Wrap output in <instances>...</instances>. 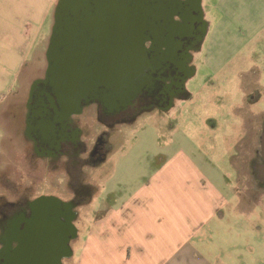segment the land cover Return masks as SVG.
<instances>
[{
    "label": "rangeland",
    "instance_id": "374dc122",
    "mask_svg": "<svg viewBox=\"0 0 264 264\" xmlns=\"http://www.w3.org/2000/svg\"><path fill=\"white\" fill-rule=\"evenodd\" d=\"M145 1L107 0L106 6L98 8L94 16L98 19L104 12L110 20L119 17L132 25L135 16L141 14ZM201 5L208 31L201 46L193 53L191 64L195 71L185 85L189 96L173 97L169 108L151 105L137 109L132 115L119 117L110 125L99 116V108H108V117L123 114L151 73L144 70L139 74L131 70L129 78L114 81L113 87L104 95L95 89V81L101 83L102 78L94 79V70L93 77L87 80L71 81L49 75L48 49L56 22L57 4L54 5L45 28L48 42L43 45L44 51L19 77L15 85L16 96L11 99V113H0V205L2 203L4 213H10L9 204L19 202L23 190L29 191L31 196L53 192L64 200L71 198L73 192L68 172L56 167L57 157L49 161L41 155L42 151L35 154L31 147L25 153L24 145L32 138L40 143L51 140L59 147V138L67 127L59 115L61 110L79 107L88 97L93 99L91 105H85L80 116L74 117L83 129L84 149L77 164L70 163L69 168L73 171L71 177L75 179L76 189L92 179L97 184L96 192L89 202L84 198L74 210L78 233L70 243L72 254L63 260V264L80 262L89 224L99 217V210L105 202L110 204L115 200V193L107 197L109 191L137 185L138 175L150 169L149 159L154 157L159 164L170 152L183 146L189 152L196 151L208 157L212 161V170L233 176L235 168L230 158L235 154L237 129L234 126L241 122L237 117L242 112L241 107L253 126L261 129L264 120V0H201ZM145 6L148 8V4ZM64 16L65 28H68L74 13L67 10ZM240 41L244 42L238 45ZM114 44L107 41L109 49ZM128 65H137L136 58L130 59ZM254 69L263 71L259 78ZM88 84L92 87L89 95L86 94ZM255 93V102H248ZM146 94L141 95L137 103H142ZM137 103L131 110L139 105ZM102 133L108 139L106 153L109 160L101 158L98 163H88V152ZM21 148L23 154L20 155ZM257 148L260 149L258 139L254 142V149ZM257 152L253 155V166L247 162L242 169L253 173L254 179L246 183L248 186L264 188V181L258 178L255 167ZM29 158L37 161L38 167L33 169ZM256 197L264 205V191L257 193Z\"/></svg>",
    "mask_w": 264,
    "mask_h": 264
},
{
    "label": "crops",
    "instance_id": "0c3cea01",
    "mask_svg": "<svg viewBox=\"0 0 264 264\" xmlns=\"http://www.w3.org/2000/svg\"><path fill=\"white\" fill-rule=\"evenodd\" d=\"M58 1L0 0V113L4 115L11 113L19 77L44 51L45 28ZM242 112L237 115L242 124L234 126L233 176L212 170L208 157L183 146L159 164L154 157L149 159L150 169L138 175L137 185L109 191L107 197L115 193V200L105 202L99 217L89 224L78 264H264V205L256 197L264 188L246 184L254 179L253 173L242 169L249 161L246 147L254 124ZM20 114L22 128L23 109ZM27 141L25 153L31 147L37 154L35 140ZM104 160H109L107 154ZM29 161L33 169L38 167L37 161ZM85 183L92 187L85 197L89 202L97 184L92 179Z\"/></svg>",
    "mask_w": 264,
    "mask_h": 264
},
{
    "label": "flooded vegetation",
    "instance_id": "af4514ba",
    "mask_svg": "<svg viewBox=\"0 0 264 264\" xmlns=\"http://www.w3.org/2000/svg\"><path fill=\"white\" fill-rule=\"evenodd\" d=\"M155 1L157 0L145 1L144 6L148 4L146 10L147 14L150 13L149 9L151 3ZM179 1L185 2V0ZM172 19L173 25L178 28L179 32L175 35V39L178 41V44L175 45L176 49H173V45L167 40H165V42H157L154 37L151 36V28L147 29L142 42V47L146 53L145 55L149 59L157 56L158 60L163 64V69L153 74V86L144 88L137 96H134L130 102L131 106L124 110L123 114L120 112L113 115V117H108L106 111L109 109L100 107L99 116L107 124L110 125L112 121L119 119V117L130 115L136 112L137 109L147 108L151 105L165 108L167 105L171 104V99L174 95L177 96L184 93L186 96V88L181 84L185 79L186 85L187 80L193 76L195 70L191 61L194 51H196L201 43L200 38L205 30V25L202 20H199L197 12L192 14L191 19L189 18L187 23L180 14H175ZM168 27L169 23L165 24L163 27L165 36L168 34ZM118 46L119 41L117 40V60L120 57ZM173 51L174 54L172 55ZM98 54L100 55L99 61H102V53L99 51ZM184 54L185 60H183ZM89 58L90 60L87 59L86 61H91V63L96 61L94 58H91V53ZM173 59H175V61ZM91 63L89 62V65H91ZM254 72L255 76L258 78L263 71L254 69ZM144 93H147L145 99L142 103H137L140 96ZM254 96L255 97H252V99L250 98L248 101L255 102L256 93ZM92 101L93 99L89 100L88 97L86 100L81 101L80 109L71 110L70 108L72 107H65L61 110L59 115L67 124V127L65 126L59 138V147L56 146L57 142L55 144V142L51 140L45 143L35 142L36 151H42L41 155L44 156V158L52 161V158L57 157L58 164L56 167L64 168L66 172H68V182L72 187L73 193L71 198L64 200L53 192L31 196L29 191L23 190V198L20 199L19 202L17 201L9 204L11 206L10 213L3 212L4 207L1 203L0 264H9L10 260L13 259L12 254L15 255L17 252L23 254V259L29 256L39 257L40 255L54 258L57 255L60 256V254L64 255L63 260L69 257L66 256V254L68 253L67 251H71L69 246L74 239L70 238L71 226L74 224L75 220H71L72 213L75 212V208L83 202V199L92 190L89 184H84L82 185L83 187L76 189L75 179L71 177L73 171L71 172L69 168L70 163L77 164V159L84 149V143L81 139L83 129L74 117L80 116L84 112L85 105ZM136 103L139 105L137 107L134 106L131 110V107ZM262 124L260 130L257 126H253L249 141L250 144L246 147V154L249 156L248 163L251 162L252 166L254 164L253 155L258 151L257 153L259 156L258 161H255V167L264 163L260 149H254V142L257 139L260 145ZM104 135L105 134L102 133L96 138L94 145L88 152V163H98L99 160L104 158L107 154L108 139H105ZM72 204L73 207L71 206ZM69 238L70 240L67 242Z\"/></svg>",
    "mask_w": 264,
    "mask_h": 264
},
{
    "label": "water",
    "instance_id": "95a60500",
    "mask_svg": "<svg viewBox=\"0 0 264 264\" xmlns=\"http://www.w3.org/2000/svg\"><path fill=\"white\" fill-rule=\"evenodd\" d=\"M106 3L107 0L58 1L55 13L56 22L48 49L49 75H56L61 79L73 81L81 78L87 80L89 77H93L95 72L94 79L99 80L97 77L102 78L101 83L95 81V89L104 95L109 88L113 87L112 84L117 79L120 81L122 80L121 78H129L132 71L141 74L144 70H148L151 75H149V78H145L144 86L141 88L142 91L146 87L153 86V74L163 69V64L156 55V57H151V59L145 55L142 42L147 29L151 28V36L157 42H165L167 40L173 45V49H176L175 45L178 44V41L175 39V35L179 32L178 28L173 25L172 17L175 14H180L187 23V20L191 19L192 14L197 12L199 20H202L205 25L201 0H185V2H180L179 0H157L151 3L149 14L146 12L147 7L143 4L141 14L138 17L135 16L136 20L132 21V25L119 17H114L110 20L107 13L104 12L99 15L98 19L95 18L94 12L98 8L103 9ZM67 10H72L74 16L71 19V26L65 28L64 15ZM167 23H169L167 29L169 35L165 36L163 27ZM120 29L121 31L119 32ZM205 34L206 25L200 38L201 41ZM108 40L113 44L115 41V44L110 49L107 46ZM117 40L119 41L118 49L120 53L118 60ZM99 51L102 53V61H99ZM90 53L91 58L96 60L93 63L89 61L91 65L86 61L87 59L90 60ZM173 54L174 51L172 52ZM132 58H136L137 61V65L133 67L128 65V61ZM173 60L175 61V59ZM183 60H185V54ZM107 81L109 83H106ZM181 85L185 86V79ZM91 90L92 87L88 84L86 94L88 93L89 95ZM172 97H175V95ZM169 106L167 105L165 108H169ZM80 108L81 106H75L70 109ZM260 152L264 160V120L260 137ZM257 174L258 178L264 181V163L257 166ZM71 206L73 207V204ZM75 217V212H73L71 220L75 219ZM76 236L77 228L72 224L70 238H75ZM70 238L67 242H69ZM69 248L71 249L70 246ZM67 252L66 256L72 254V251ZM63 256V254H60V256L57 255L51 258L40 255L39 257L29 256L23 259V254L17 252L15 255L12 254L13 259L10 260L9 264H63Z\"/></svg>",
    "mask_w": 264,
    "mask_h": 264
},
{
    "label": "trees",
    "instance_id": "16d2710c",
    "mask_svg": "<svg viewBox=\"0 0 264 264\" xmlns=\"http://www.w3.org/2000/svg\"><path fill=\"white\" fill-rule=\"evenodd\" d=\"M181 95H185V94L183 93V94H181ZM181 95H180V96H181ZM187 96H189L188 92L186 93V96H185V97H187Z\"/></svg>",
    "mask_w": 264,
    "mask_h": 264
}]
</instances>
